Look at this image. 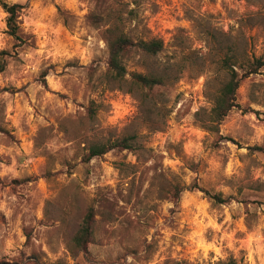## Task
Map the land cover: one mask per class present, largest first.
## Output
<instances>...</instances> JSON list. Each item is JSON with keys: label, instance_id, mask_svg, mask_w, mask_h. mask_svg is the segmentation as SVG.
Masks as SVG:
<instances>
[{"label": "rangeland", "instance_id": "obj_1", "mask_svg": "<svg viewBox=\"0 0 264 264\" xmlns=\"http://www.w3.org/2000/svg\"><path fill=\"white\" fill-rule=\"evenodd\" d=\"M2 1L23 6L20 41ZM101 3L0 0V263L264 264V67L238 89L249 112L211 131L223 59L264 56V0ZM110 28L163 40L161 53H133L126 66L165 88L109 76ZM130 135L138 150L85 162L91 146ZM194 183L232 200L177 199L175 186ZM90 207L82 251L75 237Z\"/></svg>", "mask_w": 264, "mask_h": 264}, {"label": "trees", "instance_id": "obj_2", "mask_svg": "<svg viewBox=\"0 0 264 264\" xmlns=\"http://www.w3.org/2000/svg\"><path fill=\"white\" fill-rule=\"evenodd\" d=\"M97 6L101 5V1L95 0ZM99 4V5H98ZM1 7L8 15L6 19L7 33L13 37L16 41L22 39L20 35V22L19 18L23 9L22 5L10 4L5 1L1 2ZM93 23H100L103 19L97 15H90ZM103 39L108 45V74L114 80H124L128 75L131 77V81L146 90L153 93L155 89L165 88L166 80L162 76L157 75H145L140 73H129L126 60L133 53L142 54L145 56H156L164 50V42L161 39H152L146 41L143 39L133 40L127 35L119 32L116 29H106L102 33ZM4 60L0 61V73L5 69ZM264 67V56L254 57L243 63H239L234 55L226 56L222 61V68L227 72L228 80L222 87L218 96L216 97L215 104L211 111V131L218 134V126L225 120V118L233 110H240L242 112H249L244 109L237 99V92L242 81L249 76L258 73ZM214 125V126H213ZM221 138V136H220ZM140 148L139 143L135 136H125L123 138L108 141L102 144H96L91 146L88 150V154L85 157V162L88 163L95 158L102 157L105 154L113 150H138ZM257 151H263L262 148H255ZM174 193L179 199L181 195L186 191L202 192L203 195L210 200L214 205H224L230 203L232 198L224 197L222 193H214L202 188L199 184L191 185H177L174 188ZM95 207H90L81 225L78 234L75 237V247L82 251L87 249V245L91 242L94 235L95 227ZM8 264V263H0ZM225 264H238L235 259H231Z\"/></svg>", "mask_w": 264, "mask_h": 264}]
</instances>
